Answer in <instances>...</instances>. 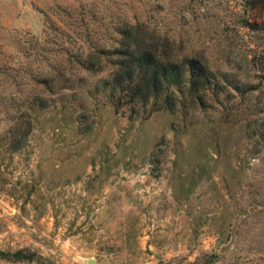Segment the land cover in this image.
Returning <instances> with one entry per match:
<instances>
[{
  "label": "rangeland",
  "instance_id": "rangeland-1",
  "mask_svg": "<svg viewBox=\"0 0 264 264\" xmlns=\"http://www.w3.org/2000/svg\"><path fill=\"white\" fill-rule=\"evenodd\" d=\"M251 1L0 0V250L39 260L0 264H264ZM123 30L216 88L132 100L110 84Z\"/></svg>",
  "mask_w": 264,
  "mask_h": 264
},
{
  "label": "trees",
  "instance_id": "trees-1",
  "mask_svg": "<svg viewBox=\"0 0 264 264\" xmlns=\"http://www.w3.org/2000/svg\"><path fill=\"white\" fill-rule=\"evenodd\" d=\"M259 5L264 7V0L251 1L252 7ZM246 27L258 35L256 37L259 41L263 40L262 46L256 49L248 65L249 71L256 69V76L260 79V85L264 91V25L259 28L256 25L246 24ZM121 35L120 45L110 54L113 61L111 63L116 69L110 84L119 90L122 89L124 95L130 94L132 100L142 96L147 99L152 95L158 97L163 92L167 93L172 88H181L185 84L189 95L199 94L202 91H213L212 89L216 88L218 78L211 74L210 69L200 59L186 55L181 60L175 50L164 43H148L141 30L137 32L123 30ZM230 87L238 93L244 92L243 95L258 91V88L254 86H246L245 91H242L239 84ZM173 93L175 91L168 93L166 98L168 101L174 95ZM198 99L202 100L201 96ZM42 106L39 105V107ZM0 259L13 263L39 261L35 252L25 249L15 252L0 250Z\"/></svg>",
  "mask_w": 264,
  "mask_h": 264
},
{
  "label": "water",
  "instance_id": "water-1",
  "mask_svg": "<svg viewBox=\"0 0 264 264\" xmlns=\"http://www.w3.org/2000/svg\"><path fill=\"white\" fill-rule=\"evenodd\" d=\"M90 264H93V262L91 261Z\"/></svg>",
  "mask_w": 264,
  "mask_h": 264
}]
</instances>
